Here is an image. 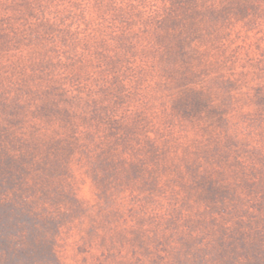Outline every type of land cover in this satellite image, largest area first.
Masks as SVG:
<instances>
[{
  "label": "trees",
  "instance_id": "16d2710c",
  "mask_svg": "<svg viewBox=\"0 0 264 264\" xmlns=\"http://www.w3.org/2000/svg\"><path fill=\"white\" fill-rule=\"evenodd\" d=\"M82 1L86 2L0 0V264L58 263L50 251L53 234L58 232L62 217L71 212L66 205L53 208L62 197H70L57 181L65 180L63 175L76 164L87 163L88 174L97 186L96 169L102 162L101 153L105 152L104 148L92 154L81 149L84 152L79 157L76 145L82 133L73 128V113L68 106L64 107L70 100L64 96L78 92L89 96L92 104L105 92L108 96H121V91L133 82L134 74L136 95L140 94L136 103L142 102L144 89L153 84L154 89H164V96L169 94L168 109L187 120L186 124L201 139L195 146L191 129L175 131L171 124L156 128L154 136L148 133L142 140L136 131L142 126L139 105L132 107L130 121L125 125L128 151L117 168L118 183L129 173L142 174L144 193L138 191L137 196L144 217L167 219L168 224L175 220L184 225L195 215L197 224L210 223L213 234L206 243L210 255L205 264H264V46L259 45L261 38L256 35L264 32V0H108L113 6L107 18L111 23L93 26L90 20L79 22V18H84L80 17L83 9H79ZM87 9L90 15L95 14L90 5ZM230 10L245 30L239 29V34L258 41L251 49L250 72L246 67L251 47L248 42L238 47L242 52H234L241 59L234 67H223L215 62L217 59L209 63L201 59L197 32L204 29L215 35L220 16ZM96 15L105 17L103 13ZM260 17L262 28L253 35ZM142 44L146 52L156 56L157 62L155 66L140 62L135 73V61L131 60ZM213 50L217 55L215 46L203 53ZM88 51L112 65V75H105L94 87L82 83L78 76ZM126 63L133 73L128 81L122 79ZM146 71L150 72V79L145 77ZM159 72L161 77L157 78ZM258 72L263 77L260 85L253 87L251 83ZM248 75L246 95L254 100L258 91L262 93L250 111L252 130L248 133H252V145L248 155L234 157L232 166H225L226 159H230L224 139L230 131L234 136L245 132L238 131L231 116L224 115V109L230 98L235 99L238 84L246 82L244 76ZM194 77L208 86L200 84L193 88L190 81ZM177 87L182 88L175 92ZM211 87L223 92V104L212 107L207 103ZM252 91L256 93L251 97ZM49 113L66 117L58 125L64 132L59 137L55 134L57 126L50 129L43 124L42 132L37 130L34 134L38 141L45 136V149L35 157L22 149V141L30 130L18 131L11 125L20 121L19 117L23 120ZM114 123L118 125L116 120ZM114 128H110V133L116 134L117 127ZM173 131L174 140L178 141L174 150L165 142ZM38 141L35 143L39 144ZM143 151L145 154L136 157V153ZM200 153L207 154L206 163H215V158L219 165L208 168L207 164H198ZM110 174L104 173V183ZM167 186H171L169 191ZM158 195L157 206L147 205L146 198ZM171 198L172 203L167 205L166 199ZM194 202L195 211L191 207ZM197 249L204 251V243Z\"/></svg>",
  "mask_w": 264,
  "mask_h": 264
},
{
  "label": "rangeland",
  "instance_id": "374dc122",
  "mask_svg": "<svg viewBox=\"0 0 264 264\" xmlns=\"http://www.w3.org/2000/svg\"><path fill=\"white\" fill-rule=\"evenodd\" d=\"M87 1L88 0H86V2L82 1L79 6V9H83V11L80 12V15H82L80 17H84L79 18L80 23L82 21L87 22L88 20L91 21V26L95 24L106 25L111 23V21L108 22L109 19L107 18L113 6L110 5L108 0ZM89 5L91 7V12L95 13L94 15H90L87 9ZM96 13H103L105 17L102 15L100 17L96 15ZM220 19L215 35H213L214 33L207 34L206 30L203 28H201L203 29L202 31L199 30L197 32L201 59L204 60V63H206V61L208 63L209 61L213 62L214 59H217L215 62L223 64V67H234V65H238V62L241 60L240 57L236 55L242 52L238 47L248 42V44L251 43V47L247 54L248 63L246 67H248L250 72L251 49L256 47L258 41L255 40V37L248 39L244 38L243 34H239V29L242 30L240 20H238L236 16H233L232 10L226 12L225 15L222 14ZM256 23L259 24V26L253 28L251 32L253 35L256 34L255 32L257 29L259 31L260 26L262 28V18H257ZM208 24H210V22ZM242 31L245 32L244 29ZM256 35L261 38L259 45L264 46V32H261V34L258 32ZM213 46H215V49L218 48L219 52L217 55H214V50L213 52L210 51V53H203L206 49H210V47L213 49ZM89 48L93 49L90 45ZM144 48L145 44L139 45L133 53V57L135 58H132L131 61H135V73L139 68L140 62L147 66H151V63L155 66L157 62L156 56L146 52ZM234 52L236 54H234ZM86 55L89 56L81 65L78 76L82 83L94 87L102 80V77L105 75L110 77L112 75V71L110 70L112 65L109 60L94 55L93 52L90 53L88 51ZM196 61L197 60H194V62ZM262 62H264V59ZM128 65L129 63H126L122 70L123 75L125 73L122 79L127 81L133 75L130 70L131 66ZM160 67L162 68L161 64L159 69ZM103 69H105L104 73ZM250 74H252V72ZM145 77L150 79L151 75L149 71H146ZM160 77L159 72L157 78ZM262 77L260 72L256 73L251 86L255 87L260 85ZM135 79L136 76L134 74L133 82L131 85H127V89L121 91V96L116 93L114 95L110 93L108 96V93L105 92L104 94L107 95L102 94L98 102L93 104L89 96L78 92L72 94L69 92L64 96V99L68 98L70 100V103L65 104L64 107L68 106L73 113L70 118L74 122L73 128L82 133V138L79 144L76 145V151H79V157L82 156V152H84L85 149L91 154L101 151L102 148L105 149V152L101 153L100 158L102 162L98 163L96 169L98 176L97 183L100 186H94V182H92V178L89 175L90 170L87 167V163L76 164L72 171L70 169L63 175L65 180L61 182L57 181L58 184H62L64 191L70 193V197H62L59 200L60 202L56 203L53 208L66 205L68 211L71 213L62 217L58 232L53 234V242L50 251H53L55 258L58 260L56 264H205V258L208 254L210 255V250L208 248L206 249L208 238L213 234L211 232L213 227L210 223L203 225V223L200 222L197 224L195 215L190 216L184 225L178 224V221L175 220L168 224L167 219L163 220L157 217L149 219L148 215L144 217V211L140 210L141 201H138L137 196L138 191H144L142 174L136 175L135 172L129 173V177L127 176L121 183H118L117 168L122 164V157L128 151V147L126 148L125 146L127 143L125 125L130 121L128 117H130L132 107H138L139 105L140 123L142 126L139 131H136L137 137H140L142 140H144L148 133V135L151 133V135L154 136L156 128H164L165 125L171 124L176 127L174 129L175 131L182 129V132H186L188 129H191V132L195 135V140H193V143L195 141V146L196 144H200L201 139V136L199 134L197 135L194 129L192 130V126L186 124L187 120L185 121L184 118L173 114L168 109L167 97L169 94L167 92L164 96V89H154V84L152 83L153 86H151V88H147L146 91L144 89L142 102L136 103L140 94L138 96L136 95ZM244 80L246 82L238 84L235 92V99H233V97L230 98L224 109V115L231 116L230 119L236 123L235 125L238 131L245 132L244 135L234 136V133L230 131L227 139H224V144L226 148L229 149L228 158L230 159V161L226 159L224 162L225 166L228 165V163L232 166V159L234 157L242 158L248 155V150H250V145H252V133H248L251 128L250 124H252L250 111L252 109L251 106L253 107L255 104V100L258 101L262 93L260 91L257 93L252 91L251 97L256 93L254 100H252L249 95H246L248 92L250 75L247 77L244 76ZM187 83L188 80L186 81V84ZM190 83L193 85V88L200 84H203V87L208 86L206 83L202 82L199 77H194ZM180 88L182 87H177L175 92H178ZM222 94L223 92H220V90L211 87V90H209L210 98L207 100V103L212 107H214V105L223 104ZM172 97L174 101L175 98L174 96ZM48 115L49 116H42L38 114L37 116L29 118L25 117L23 120L19 117L20 121L17 123L14 122V125H11L18 131L22 129L30 130V133L26 136L27 138L25 137L26 140L22 141L24 146L21 145V143L19 144L23 146L22 149H24V151L27 149L28 152L35 157L40 156L45 149L43 146L45 136L40 137L41 141H38L35 139L36 135L34 134L37 133V130L42 132L41 126L43 124H47L50 129L57 126L56 131L54 130L55 128L53 131H55V134L59 137L63 135L64 132L63 128L58 127V125L61 124L60 119H65L66 117L61 118V115L54 117V114L51 113ZM21 116L23 117V115ZM115 120L118 122L119 126L114 123ZM121 121L123 126L122 123L121 125L119 124ZM112 127H115L114 129L117 130H115L116 134L110 133V128ZM174 136H176V134H174L173 131L172 136L169 137L168 141H165L167 145L173 146V150L174 144H178V141L174 140ZM203 137H206V135ZM211 138L212 135L210 136V139ZM35 140L38 141L39 144H36ZM179 147L183 149L180 142ZM81 149L84 150L81 152ZM143 154H145L144 151L141 152L140 155L136 153V157L140 158ZM206 155L205 153L199 154L197 158L198 164L202 166L207 164L208 168L213 166L217 167L219 165L217 164V159L214 157L215 163H210V161L206 163ZM213 158L208 159L212 160ZM174 161L177 160L174 159ZM107 171H110L111 174L113 171V175L110 174V177L106 179V185L103 175ZM101 176L103 177L99 182ZM170 188L171 186L168 187L167 190L169 191ZM146 199L148 201L147 205L155 203L157 206L160 197L158 195L157 197L153 196L150 199ZM167 201L168 199H166L167 205L172 203V198L169 199L168 202ZM191 207H193V211H195V202ZM196 238H198V240H195ZM7 242L8 241H6V243ZM200 243H204V251L197 249Z\"/></svg>",
  "mask_w": 264,
  "mask_h": 264
}]
</instances>
